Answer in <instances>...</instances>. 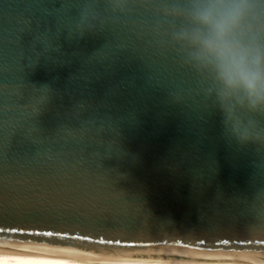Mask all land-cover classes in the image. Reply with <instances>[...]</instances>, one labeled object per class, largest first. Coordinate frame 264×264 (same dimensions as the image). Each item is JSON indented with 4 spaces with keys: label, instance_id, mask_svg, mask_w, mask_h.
Returning <instances> with one entry per match:
<instances>
[{
    "label": "water",
    "instance_id": "1",
    "mask_svg": "<svg viewBox=\"0 0 264 264\" xmlns=\"http://www.w3.org/2000/svg\"><path fill=\"white\" fill-rule=\"evenodd\" d=\"M209 4L264 58V0H0V246L264 259V103L200 53Z\"/></svg>",
    "mask_w": 264,
    "mask_h": 264
},
{
    "label": "clouds",
    "instance_id": "2",
    "mask_svg": "<svg viewBox=\"0 0 264 264\" xmlns=\"http://www.w3.org/2000/svg\"><path fill=\"white\" fill-rule=\"evenodd\" d=\"M240 18L238 5H207L197 13L196 19L208 32L196 36L194 42L200 53L214 63L225 88L242 91L255 106L264 103V58L234 39Z\"/></svg>",
    "mask_w": 264,
    "mask_h": 264
},
{
    "label": "bare ground",
    "instance_id": "3",
    "mask_svg": "<svg viewBox=\"0 0 264 264\" xmlns=\"http://www.w3.org/2000/svg\"><path fill=\"white\" fill-rule=\"evenodd\" d=\"M0 264H264V259L189 258L162 254H93L63 249L0 246Z\"/></svg>",
    "mask_w": 264,
    "mask_h": 264
}]
</instances>
